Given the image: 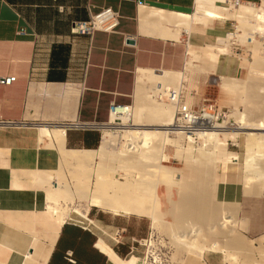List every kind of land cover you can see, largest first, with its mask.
Instances as JSON below:
<instances>
[{"label":"crops","instance_id":"crops-1","mask_svg":"<svg viewBox=\"0 0 264 264\" xmlns=\"http://www.w3.org/2000/svg\"><path fill=\"white\" fill-rule=\"evenodd\" d=\"M195 1L0 0V77H14L0 86V260L5 264H109L100 253L109 252L107 240L66 222L60 228L58 217L43 210L36 176L56 172L59 163L53 149H41L39 127L62 129L63 149L93 150L100 134L96 127L110 121L109 104L133 105L163 73L170 74L169 81H181L190 60H200L186 52L194 45L206 50L209 68L215 64L212 74H236L234 56L211 44L230 29L227 20L210 27L197 23L190 32L189 26H178L177 16L193 14ZM237 1L264 10V0ZM105 10L112 14L106 23L114 24L110 30L90 36L71 32L73 24ZM103 215L96 212L93 220L104 230L125 228L128 238L142 240L139 222L112 227ZM72 230L89 239L83 242ZM110 248L119 258L132 254L128 246ZM180 264L218 263L205 254Z\"/></svg>","mask_w":264,"mask_h":264},{"label":"bare ground","instance_id":"bare-ground-1","mask_svg":"<svg viewBox=\"0 0 264 264\" xmlns=\"http://www.w3.org/2000/svg\"><path fill=\"white\" fill-rule=\"evenodd\" d=\"M221 1L222 0H196L193 14L189 15V17L181 16V15L177 16L178 26L179 27L182 26L184 27V29H187L185 27L189 26V32H190L191 28L194 27V25H196L198 22L203 25H207V27H210L214 21L219 22L220 20L221 21L232 20L237 22L238 24V27L236 28L237 32L234 34H228L227 38H230L232 35H237V38L240 39V42L242 40V42L246 46H248L249 44H254V45L258 44V46L256 47L263 46L264 43L259 44V42H257L258 40L255 41V37L264 38V25H262V23L261 25L258 23V20L264 21V10L256 6L247 5V4H240L237 8L228 10V9L220 8L215 4V2H221ZM160 13L162 16L163 14H165L162 12ZM168 15L169 14H165L164 17ZM172 15L175 16V14ZM174 16H171L170 18ZM253 46L251 52H253V48H254ZM255 54L256 55L251 56L252 58L254 57V62L251 64L255 66L252 67L255 68L252 69L255 70V72L253 73L257 75H264V57L258 56L257 51L255 52ZM169 75H170L169 73H165V74L163 73V75L159 77L157 76L155 81L152 82L149 81L151 82V84H149L150 88L146 92L149 95L147 96V94L145 93L146 95L144 94L142 95V97H140V98H145L146 102L143 105L137 106V112L134 113L135 114L134 119L136 118L135 124L131 126L126 125L127 122L126 120H128V118L132 116L133 109L131 108L129 116L124 115V116H120L119 118L110 116V121L108 124L99 126V129L102 130L103 134L100 145L95 150L63 149L64 131L62 129L51 130L48 129L47 127H43V126L39 127L40 130L39 144L41 149L43 148L53 149V151L55 152L58 158L59 166L60 165L62 166V164L63 165L66 164L68 170L70 167H74V168L76 167L77 170H79L80 168H84L83 171L81 172L75 170L76 172L71 173L70 177H72L73 181L77 182L76 185L74 186L75 191L72 193L70 192V187L67 182L65 183L63 181L61 182L62 183L61 184L60 182H58L59 178L57 179L56 177L52 176L49 172H38L36 176V181L39 186L38 188L43 191L42 193L44 194L43 201L45 203H49L52 205V206L50 205L51 207H49L48 212L58 217L59 220L58 227L60 228L69 218V214L71 213V211L76 215H78L80 218L86 219V216L90 208H96L98 210L100 209L105 212H110L116 216L119 215L120 213H123L125 215L145 216L149 218L151 224L154 227L160 226L169 229V232L171 233L169 234L170 236L172 235L171 238L173 240L178 239L180 236H182L184 239L180 241L179 246L181 250L185 253H192V254L196 253L198 255L203 254L204 249L202 247L197 248L199 246L198 245L199 239L197 240V238H199V236L201 237L202 235L201 229H203L202 226H205L209 232L211 233L218 232L221 237L225 238L224 241L225 245L231 247V249L232 247L237 248L239 252L241 251V253H243L244 255V253L248 251L247 245L249 243L246 245L247 242L244 243V241H242V239H240V237L237 236L236 232L234 231V227L236 224L234 223V220H232V216L234 217V213H236V211L234 212L230 206L227 207V209L224 212L221 211V209L218 208L217 205L212 203L211 192L207 191L206 188L203 187L205 180L202 177V171L200 168L207 167L210 164H213L214 167V164L219 162L220 160L219 150H218L219 147L217 145H214L211 149L207 150V152H203V153H202L203 149H198L194 157L195 160L191 158V156L189 157V161L190 162L196 161L199 167L196 164H194L197 166V168L195 167L196 170L193 167L194 169L193 171L195 175L193 179L189 180L188 184L186 183L183 186L176 187L177 200L175 202L171 200L172 191L173 188L175 187L174 185L175 181L173 182L174 173L172 171H168V169L166 170L163 167V165L157 166L158 163L153 166L150 164L151 169L153 168L151 171H143L145 170L144 167L147 166L146 164H149V162L154 163V161H158V160H160V162L161 161L168 162L169 158L165 155H162L163 147L166 145L174 146V143H176L173 142L171 139H169L168 135L175 132L178 134H182L181 131L171 128L173 124V117H172L173 108H171L169 105L163 102L156 101L153 97V94L152 93L150 94V90L155 85H160L161 87L172 86L173 82H175L176 79H174V81L171 80L169 81ZM145 80L147 81V78ZM230 85L233 88V85L232 84ZM224 86L230 87L229 84L228 86L227 84H224ZM259 86L261 87V85ZM259 86L253 85V87L251 86L252 88L250 87V89H251V94L253 96V101L256 102L258 107L256 105L255 106L257 107V110L259 112L260 111L263 112L262 115L257 113L259 117L256 114L257 120L254 121V123L252 124L249 123L247 124L246 122H241V123L239 122L240 124H238L236 128L237 131H233L234 135L242 134V131H264V120H263L264 96L262 97L259 96L260 94ZM230 88H226V89H230ZM201 116L202 115H199L198 118H200ZM202 118H204L205 124L209 123V125L207 124L208 127L206 129H193L192 137H195L196 139L199 140L200 139L205 140V138L207 137L215 138L216 136L218 137L220 136V140L224 141L226 139L225 137L231 133V130L227 129L226 126L215 125L216 117L214 115L205 114L202 116ZM116 121H122V125H115ZM111 131H114L116 134H118L119 140L123 142L120 149H118V151L116 152L108 151L110 150L112 141L114 139L112 137ZM245 134L247 135V137L255 138L253 139L255 140V143L254 141L253 143L255 144V148H257V151L259 149L261 150V147L264 148V136L263 137L258 136L256 135L257 133L253 134L246 132ZM186 140L190 142L191 136H186ZM45 141H47V143ZM248 141L252 142V140H248ZM245 146L247 147V150L245 151V156L247 157H245L246 160H244L245 162L244 169L246 167L245 169L246 172L250 173V171L252 170V172L256 173V175L264 177V167H261L259 169L252 167V160L256 157L255 156L256 153H254L255 157L252 158L253 156H251L252 154L250 152H252L251 148L254 145L251 146L249 143H247V145ZM157 153L161 154L160 159L159 158L155 159L156 157L155 155ZM92 165L95 167L94 174H92L93 172H91L94 169V168L91 169L93 167ZM86 166L87 167L90 166L91 169L90 172H89L90 170L89 168L85 169ZM110 166L111 169L113 167V169L117 171L121 170L125 172L122 175L121 182L114 181L110 179V177L106 176L107 173L106 171ZM133 171L135 172L136 175H130V173ZM69 174L70 173L68 172V175ZM159 175H161V177H159ZM210 175H212V173ZM252 176L251 178H253ZM84 178L85 180L87 179V183H85V185L87 186L84 185L83 182ZM251 178L247 179V177H245L244 181L247 185H248V181L250 183ZM62 179H60V181ZM90 180L92 181V184H89ZM54 181L58 182L57 185L52 184V182ZM90 185H91V189H90ZM161 187L166 190L167 202L170 205V214L171 215L173 214L172 218H174V222L172 221L171 223L163 222L162 215L159 210L160 203L158 197L159 195L158 190ZM258 187L259 186H257V188ZM207 189H209V187H207ZM253 189L254 188H252V190ZM263 190H264V184H263ZM259 192H262V190H259ZM56 194H59V196L58 195L57 196L60 197V199L63 201L61 202L63 206H60L59 204L60 199L56 196ZM72 194H74L78 200L84 201L86 203L84 213H81L80 209L77 210H73V209L71 210V208L68 209L69 204L72 203V198H74ZM196 226H201V229L200 227L199 230L197 229V233H198L196 235L197 238L195 241L188 242V240H191L194 237L193 231H196L195 230ZM214 234L215 233H213L212 235L216 236ZM99 240L102 243H104L100 238L96 241V243ZM94 247L96 248V244L94 245ZM212 247L216 250L219 249V248L217 249L218 243L214 244ZM228 247L226 249H229ZM220 249H221V245H220ZM250 250H252V247ZM1 252L3 253L2 250H0V253ZM108 253L109 254H104L105 258L109 259L110 261L116 264L118 261H121L111 251V249L109 250ZM0 264H5V263L2 260H0Z\"/></svg>","mask_w":264,"mask_h":264},{"label":"rangeland","instance_id":"rangeland-1","mask_svg":"<svg viewBox=\"0 0 264 264\" xmlns=\"http://www.w3.org/2000/svg\"><path fill=\"white\" fill-rule=\"evenodd\" d=\"M258 23L260 25L261 23L262 25H264V21L258 20ZM226 24L228 25V28L230 27V29L227 31L228 33L234 34L237 32V29H236L238 27L237 22L232 21V20H227ZM203 26L207 27V25H203ZM232 26L235 27L234 33L232 32V29H233ZM224 35L225 33L216 39L211 38L212 40L211 44H213L214 46H219V47L223 46L225 55L234 56L237 62V67H238V72L236 74L234 73L231 76H217V75L212 74V70L215 64L213 65L212 68H209L206 58H205L207 56L206 50L198 49L202 45L201 46L194 45V47L196 48L194 49L192 48L189 50L187 49L186 52L188 53V51H192L197 57L198 56L200 57V60H190V64L188 65V68H186L185 72L181 69L177 70L178 72L183 71L184 73H183V76L181 77L182 78L181 81L174 82V84H180V86L184 90L183 92L184 101L188 104L191 110L196 111L202 105H211L213 106L214 110H219L222 114H224L225 117L222 118L221 122L218 121L215 125H224L226 126L227 129L231 130V133L225 137L226 141L220 140V136L219 137L216 136L215 138L207 137L205 138V140L203 139L199 140L191 136L190 142L186 140V135L178 134L176 132L171 133L168 135V138L176 143H174V146L166 145L163 147V150H162V155H165L169 158L168 162H163V161L160 162V160H158V161H154L153 163L151 160L153 164L150 162L149 164H146L147 166L144 167L145 170L143 171H151L153 169V168L151 169V165L153 166V165H156L157 163H158L157 166L163 165V167L166 170L168 169V171H172L174 173L173 182L175 181L174 182L175 187L173 188V191H172L171 200L175 202L177 200L176 187L183 186L186 183L188 184L189 180L194 178L195 173L193 170L195 169V167L197 168L198 166L196 161L190 162L189 157L191 156V158L194 159L198 149H203L202 150V153H203V152H207V150L211 149L214 145H217L219 147L218 150H219L220 161L222 162L215 163L214 167H213V164H210L209 166H212V167L207 166V167L200 168L202 171V177L206 182V183L204 182L203 187H205L207 191L211 192L212 203L217 205L218 208L221 209V211L224 212L229 206L233 209L234 212L236 211V213H234V217L232 216V220H234V223L236 224L234 227V231L236 232V235L239 236L240 239H242V241H244V243L247 242L246 245L249 243L247 245V248H248V251L246 252L247 254L244 253L243 255L241 251L239 252V250L234 247H232L231 249V247H228L227 245L224 244L225 238L221 237L218 232H213L215 233L214 235H216V236H213L212 235L213 233L209 232L205 226H202L203 229H201V226H196L195 227L196 231H193L194 237L191 240H188V242L196 240L197 238L196 235L198 234L197 229L199 230V227H200V229L202 230V235L201 237L199 236V238H197V240L199 239L198 240L199 246L197 248L202 247L204 249L203 254L198 255L196 253L194 254L185 253L181 250L179 246L180 241L184 239L182 236L180 237L177 236L179 238L173 240L171 238L172 235L170 236L171 233L169 232V229H166L160 226L154 227L151 224L150 219L145 216L125 215L123 213H120L119 215L116 216L110 212H105L100 209L98 210L96 208H90V210L88 211V216H87L89 219H92V220L95 219L96 212L98 213L102 212L104 214L103 216L105 217V219L111 222V224L113 225L112 227L121 226V225L122 227H125L124 226L125 222L127 224H130V222H133L132 220L139 222L140 225L138 229H140V226H141L139 236L142 238V240L141 241L138 240L139 245H137L136 243H131L127 235L125 239L122 241L121 245H115L111 240L104 238V240H107L106 242L109 245V248L112 246L114 247V249L115 248L116 249H119V248L126 249L128 246L129 248L132 247L134 249L132 254L126 256L125 258L118 257L121 261H118L117 264H180L187 257L189 258V257L195 256L196 258L200 259V258H203L205 254L213 256L215 261L218 264H246V263L264 264V235H263L264 234V190H263L264 181H262L264 180V177L256 175V173L252 172V170L250 171V173L246 172L245 170L246 167L244 169V163H245L244 160H246L245 157H247L245 156V151L247 150V147L245 145H247V143H249L251 146L254 145L252 147L253 149L251 148L252 152H250L252 154L251 156H253L252 158L256 156L252 160V167H255L258 169L261 167H264V148L261 147V150L259 149L258 150L259 152H258L257 148H255V144H254L255 140H253L255 138L247 137V135L245 134L246 132L253 133V134L257 133L256 135L263 137L264 131H242V134H238V135L236 134L234 135V132H233V131H237L236 128L238 124H240L241 122L252 124L254 123V121L257 120L256 114L259 113L260 115H262L263 113L257 110L258 105L256 104L255 101H253V96L251 94L250 87L251 86L253 87V85L255 86L261 85V87L259 86V90H260L259 96L261 97L264 96V93H263L264 92V86H263L264 85V82H263L264 75H257L253 73L255 72V70H252V69H255V68H252V67H255V66L251 65L254 62V57L252 58L251 56L256 55L255 54L256 51H257L258 56L264 57V50H262L264 49L263 47L264 45L261 46L263 48L256 47L258 46V44L257 45L249 44L248 46H246L242 42V40L240 42V39L237 38V35H232L230 38H227V41L225 42ZM263 39L260 37L259 38L255 37V41L258 40L257 42H259V44L264 43ZM181 45L183 48L185 47V43H181ZM252 46L254 48L256 47L255 48L256 50L253 48V52H251ZM189 59L190 57L187 56L185 61L187 62ZM224 84H227V86L229 84L230 87H231L230 84H232L233 88L226 87L224 86ZM226 88H230V89H226ZM146 94L147 96L149 95L148 93ZM145 102H146L145 98H135V101L132 106V109H133L132 116L129 117L128 120H126L127 121L126 125L131 126L135 124L136 118L134 119L135 117L134 113L137 112V106L143 105ZM257 116L259 117L258 114ZM115 125H122V121H116ZM111 133L114 139L112 141L111 148L108 151L116 152L118 151V149H120L123 142L119 140L118 134H116L114 131H111ZM102 134L103 132L102 130H100V139L98 135V142H97L96 147L93 150L97 149V147L100 145ZM248 140H252V142ZM69 150H73V149H69ZM254 153L258 155L255 154L254 156ZM158 154L160 153H157L155 155L156 156L155 159L161 158L160 157L161 154L160 155ZM226 156H228V158H226ZM194 164H196L197 166ZM64 166H66V164L64 165L62 164V166L60 165L57 172H53L50 174L56 177L57 179L59 178L58 182L60 183L63 181L65 183L67 182L70 187V192L72 193L75 191L74 186L76 185L77 182L73 181L72 177L70 176H71V173L76 172L75 170H77V168L69 166L70 168L68 170V167L67 166L64 167ZM87 168L90 169V166L89 167L86 166L85 169ZM80 169L77 171L81 172L83 171L84 168H80ZM91 169L93 170L91 171ZM91 169L89 170V172L91 171L93 172L92 174H94L95 167L93 166ZM68 172L70 173L69 175H68ZM106 172H107L106 176L110 177V179L117 181V182L122 181L121 180L122 175L125 173L121 170L117 171L113 169V167L111 169V166L108 168ZM209 173L210 174L212 173V175H210ZM35 174L36 172L34 173V175ZM55 175H58V176H55ZM130 175H136V174L133 171L130 173ZM251 176L253 178H251ZM159 177H161V175H159ZM245 177H247V179L251 178V181L252 180L253 181L252 182L250 181V183L248 181V185H247L244 181ZM260 177L261 178L263 177V178L261 179ZM60 179L62 180L60 181ZM58 182L54 181L52 182V184L57 185ZM83 182L85 185V183H87V179L85 180L84 178ZM90 182L89 184H92L91 180ZM255 185L259 187L257 188V186ZM36 186L37 188L39 187L37 184ZM207 187H209V189H207ZM250 187L254 189L252 190V188ZM90 189H91V185H90ZM259 190H262V192H259ZM158 194H159L158 197H159V203H160L159 210L161 212L163 222L165 223H171L172 221L174 222V218H172L173 214L172 215L170 214V205L167 202L166 190L161 187L158 190ZM57 195L59 196V194H56V196ZM72 196L74 197L72 198V203H71L72 205L69 204V207L67 206L68 209L70 208L71 210L80 209L81 213H84L86 203L84 201L78 200L74 194H72ZM58 198L60 199V197ZM61 202L63 201L60 199L59 204L60 206H63ZM44 205L45 207L43 206V210L45 209L46 211H48L49 207L52 206L51 204L45 203V202H44ZM77 217L79 216L73 213L72 211L69 214V218L72 220H77L78 219ZM96 224L102 228V224H98V223ZM135 228H137V226ZM95 235L97 237L99 236L97 233H95ZM217 243H218L217 249L219 248L218 250L212 247L214 244H217ZM220 245H221V249H220ZM227 247L229 249H226ZM251 247H252V250H250ZM107 250H108V247H107ZM102 252H104L103 249H102ZM107 261L109 264H116L110 261L109 259H107Z\"/></svg>","mask_w":264,"mask_h":264},{"label":"built area","instance_id":"built-area-1","mask_svg":"<svg viewBox=\"0 0 264 264\" xmlns=\"http://www.w3.org/2000/svg\"><path fill=\"white\" fill-rule=\"evenodd\" d=\"M240 4L253 5L248 3H241L237 0H222L221 2H217L216 5L220 8L224 9H234L237 8ZM254 6V5H253ZM112 17V14L109 10H105L100 12L90 18L88 22H79L75 23L72 26L71 32L73 34L84 33L87 36H90L95 30H110L114 24L107 25V21ZM232 32H235V27L232 26ZM231 34L226 32L225 35ZM224 35V36H225ZM263 39V38H262ZM264 40V39H263ZM186 44V43H185ZM264 47V46H263ZM186 56L187 54L184 53ZM14 82L13 76H5L0 77V86H8ZM184 90L180 86V84L172 85L168 87H161L160 85H155L151 90L150 94H153V97L158 102H163L173 108V124L171 126L172 129H176L181 131L183 135L192 136L193 129H206L209 123H204L203 115H214L215 122H221V119L224 118V114H222L219 110H214L211 105H202L198 110L194 111L188 106V104L184 101ZM132 104L128 105H119L111 103L108 106L107 114L108 118L110 116L119 118L120 116H129L130 110L132 108ZM199 115H202L198 118ZM208 124V125H207ZM199 125V126H197ZM98 127V126H97ZM98 130V129H97ZM100 131V130H99ZM100 139V134H99ZM88 216V214H87ZM86 216V219L77 217V220H72L68 218L66 223H69L80 230L91 234L92 236L97 233L99 236L103 238H107L111 240L115 245H121L122 241L125 239L127 232L125 228H114L110 231H106L98 226L94 220L89 219ZM131 243H136L139 245V242L134 240L133 238H128ZM98 238H96V241ZM133 248H129V253L133 252ZM69 255V253H68Z\"/></svg>","mask_w":264,"mask_h":264},{"label":"trees","instance_id":"trees-1","mask_svg":"<svg viewBox=\"0 0 264 264\" xmlns=\"http://www.w3.org/2000/svg\"><path fill=\"white\" fill-rule=\"evenodd\" d=\"M98 138V137H97ZM66 229V226L63 227V230L62 232ZM75 237L79 238L80 240H82L83 242H85L86 240H88V236L86 233H80V232H77L76 230H72L71 231ZM100 252V251H99ZM105 252V251H104ZM100 253H102L104 255V253L101 251ZM98 256H100L99 254H97ZM105 256V255H104ZM107 259V258H106Z\"/></svg>","mask_w":264,"mask_h":264},{"label":"water","instance_id":"water-1","mask_svg":"<svg viewBox=\"0 0 264 264\" xmlns=\"http://www.w3.org/2000/svg\"><path fill=\"white\" fill-rule=\"evenodd\" d=\"M96 128H97L98 130H100V129H99V126H98V127H96Z\"/></svg>","mask_w":264,"mask_h":264}]
</instances>
